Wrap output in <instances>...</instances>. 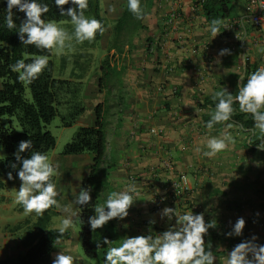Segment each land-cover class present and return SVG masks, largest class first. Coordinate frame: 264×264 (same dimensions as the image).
Returning <instances> with one entry per match:
<instances>
[{
  "label": "crops",
  "instance_id": "crops-1",
  "mask_svg": "<svg viewBox=\"0 0 264 264\" xmlns=\"http://www.w3.org/2000/svg\"><path fill=\"white\" fill-rule=\"evenodd\" d=\"M174 1L150 0L146 11L148 15L140 24L135 25L133 34L129 26L119 36L120 46L115 48L108 43L102 65L108 59L117 80L111 87L104 78L106 72L102 66L101 80L93 88L96 100L93 108L101 105L109 144L100 175L103 181L102 203L109 192L125 190L131 182H136L137 190L141 193L125 220L114 219L117 242L126 235H146L152 220L156 221L151 224L153 234L158 235L162 228L168 227L167 218L162 219L160 215L164 207H176L181 213H204L206 221L215 219L220 230L231 228L239 217L247 221L251 214L257 215L253 208L249 214V208L262 207L264 204V201L259 203L258 198H252L251 201V191L247 188L249 185L233 183L228 177L230 172L225 164L235 156L232 147L236 145L231 143L226 150L211 158L204 155L208 150V139L225 131V127L220 131L205 128L202 120V114L207 110L203 106L204 98L222 88L234 91L239 80L236 79L234 68L227 65V58L233 51L213 61L212 56L206 52L205 48L210 43V53H214L216 48L201 7L196 4L197 0L181 1L183 20L179 25V34L185 37L184 42H178L176 34H171L166 40L165 49L153 52L148 47L150 43L159 42L165 34V19L157 13L158 7L163 8L165 4ZM103 16L107 21L104 13ZM106 29L110 28L106 26ZM145 39L147 44H144ZM124 45L127 50L123 49ZM194 47L197 48L196 52ZM109 54H116L113 61L108 58ZM143 64L145 66L141 68ZM166 66L174 67V71L165 72ZM195 108L200 109V112L197 113ZM233 126L237 127L235 124ZM151 128L162 130L163 133L153 135L150 133ZM114 142L117 144L115 150L112 147ZM165 155L172 157L177 172L186 173L191 181L190 190L178 202L173 201L168 190V178L162 169ZM78 157L66 156L64 164L72 165L82 160ZM91 160L85 163L88 168ZM192 160H200L199 166L205 167L206 171L209 167L211 177L204 176V170L197 172V169H191L192 166L188 168ZM154 170H159L156 178L151 177ZM69 188L71 186L67 184V190H64L66 194H63L64 191L62 193L64 205L69 204ZM157 188L160 189L159 193ZM156 194L166 196L167 201L160 210L152 203V197ZM74 206L78 208L79 205L74 203ZM54 213L62 215L60 210ZM257 216L262 222L264 216ZM47 218L49 220L46 214L26 218L6 204H0V260L24 255L27 246L42 230L50 229ZM11 224H14V230ZM54 226V229L58 227ZM252 229L250 226L249 232L253 236ZM258 241L262 244V240ZM213 250L218 257L227 256V253H223L224 246L216 244Z\"/></svg>",
  "mask_w": 264,
  "mask_h": 264
},
{
  "label": "clouds",
  "instance_id": "clouds-1",
  "mask_svg": "<svg viewBox=\"0 0 264 264\" xmlns=\"http://www.w3.org/2000/svg\"><path fill=\"white\" fill-rule=\"evenodd\" d=\"M6 3L4 21L7 28L19 34L23 45H32L42 53L45 50L49 54L60 53L72 46L70 42L73 39L78 43L92 42L98 33L103 35L107 30L102 20L86 15L89 0H51V4L60 9V16L70 18L72 31L62 22L47 18L50 12L48 0H6ZM65 5L71 7L65 9ZM127 7L137 20L146 19L148 13L145 11L143 0H127ZM14 9L25 13V18L18 27L14 20ZM222 27L224 25L221 19L211 21L209 31L213 39L222 33ZM258 50L264 53V47L258 46ZM230 52V49L222 48L219 55L224 56ZM48 66L47 54L37 55L28 62L21 58L9 65L13 72L18 73L17 80L24 85L32 84ZM243 81L244 76L239 75L238 92L235 95L227 88L212 93L215 108L210 114L211 118L205 122V127L211 130L215 125L224 124L226 129H231L233 124L226 122L232 121L238 111L245 114V119L250 118L254 122V129L258 130L259 134L257 147L264 150V65L251 72L246 83ZM236 104L239 105L238 109ZM195 111L199 113L200 109L195 108ZM233 142L232 135L227 131L211 136L204 155L214 157ZM29 149H32L30 157L24 158L21 153ZM15 157L17 161L22 162L18 171L22 183L15 199L23 206L24 211L43 216L46 210L62 208L67 214L57 229L59 235L54 241L57 246L60 237L68 233L69 229L75 231L76 226L81 223L78 209L60 203L62 192L55 182L59 165L52 162L47 153L35 150L32 139L19 142ZM11 167L15 169L17 165L13 163ZM8 178L14 179L11 172L8 173ZM156 190L157 193L160 192L159 188ZM91 193L90 188H81L78 194L74 192V203L80 206L89 205L92 202ZM140 195L136 182L129 183L125 190L109 192L103 203L95 205V215L88 219L91 229L95 232L114 219L125 220ZM160 215L162 219L167 218L168 227L158 235L153 234L151 224L156 221L152 220L146 235H126L119 239L115 246L107 237L103 238V244L108 245L103 264H216L217 260L222 264H264V244L258 242L259 237L256 235L235 245L226 257H218L213 250L212 240L208 239L206 242L210 229L218 227L215 219L206 221L204 213H181L176 207H164ZM245 227V218L239 217L232 224L231 230L224 235L242 236ZM96 243L97 249H100L101 241L97 240ZM52 264H80V257L62 249L55 255Z\"/></svg>",
  "mask_w": 264,
  "mask_h": 264
},
{
  "label": "trees",
  "instance_id": "trees-1",
  "mask_svg": "<svg viewBox=\"0 0 264 264\" xmlns=\"http://www.w3.org/2000/svg\"><path fill=\"white\" fill-rule=\"evenodd\" d=\"M149 1L143 0L145 11L148 8ZM48 2L50 3V12L47 14L48 19L57 22H70V18L59 15L60 9L51 4V0H48ZM237 3L238 0H197L196 4L200 5L204 20L209 27L213 19H221L224 25L226 21L234 20L240 16L233 15L232 7L236 6ZM6 7V1L0 3V80L2 81L0 89V148L6 152L5 159L0 162V173L8 177V173L11 172L15 179L18 177L19 168L22 166V162L17 161L15 157L19 142L32 139L35 150L49 154L56 146V138L48 130V126L60 114V108L68 105L71 109H74L70 121L64 123L65 126H71L75 123L83 115L85 109L82 107L81 85L78 82L57 79L55 77L54 63L52 61L53 54H49L47 50L42 53L32 45H23L19 39V34L15 30L7 28L4 21ZM68 7H71V5L64 6L65 9ZM13 11L15 13L14 20L18 27L25 18V13L20 12L18 9H14ZM86 15H92L102 20L105 26H107L106 19L101 15V0H89V9L86 11ZM141 21L143 20H137L133 16L126 4L123 14L117 21L118 24L115 28L116 39H114L112 46L115 48L120 46L118 44L119 36L126 28L132 26L129 23L138 25ZM223 28L221 29L222 33L219 35L227 36ZM103 35L98 33L95 40L100 41ZM41 54L49 55L48 68L30 85H24L19 82L17 80L18 73L13 72L9 65L14 64L21 58L28 62L33 57ZM227 59L229 60L227 65L233 67L237 73H235L236 79L239 80V75L244 76L243 83H246L248 75L260 66L259 63L251 62L249 59L243 60L237 52L232 53ZM240 67L243 68L241 72H239ZM102 69L106 72L104 78L107 80L109 71L114 69L108 59L103 62ZM238 86L236 84L234 91H228L235 95L238 92ZM211 97H205L203 102V106L207 109L202 114L204 126L205 122L211 118L210 114L215 108V102ZM235 107L238 109L239 105L236 104ZM94 113L95 119L93 125L91 127H81L72 141L65 146L62 155H92L88 177L83 180L81 186V188L91 189L92 202L85 206L79 205L80 226L82 229L83 249L86 255L97 259L99 264H103V257L108 247L107 244H103V238L107 237L111 240L113 246L118 242L114 230V220L108 222L104 227L97 229L95 232L88 224L89 217L95 215V205L102 203L103 181L100 179V175L102 174L103 163L108 151L106 125L104 118L101 116L100 104L96 105ZM230 122L238 127L240 133L246 135L245 147L254 151L260 150L257 147V143H259L258 130L254 129V122L250 118L245 119V114L237 111ZM224 127V124H218L212 130L220 131ZM31 152L32 149H29L21 153V155L24 158H29ZM13 163L17 165L15 169L11 167ZM9 180L11 182L13 179ZM1 188L2 184L0 183ZM259 190L264 198V183L260 186ZM262 208L264 209V204ZM260 224L261 218L256 214H251L250 218L246 221V227L242 236L227 237L224 233L230 231L231 228H222L220 230L216 228L210 229V236L206 237V242L208 239H211L213 248L216 244H219L224 246L223 253H228L235 245L245 239L252 238L249 232L250 226H258ZM58 235L57 229L42 230V233L27 246V251L24 255L0 260V264H52L53 253L56 248L54 241ZM70 237L71 233L68 231L59 240L62 242ZM97 240H100L102 243L100 249H97Z\"/></svg>",
  "mask_w": 264,
  "mask_h": 264
},
{
  "label": "rangeland",
  "instance_id": "rangeland-1",
  "mask_svg": "<svg viewBox=\"0 0 264 264\" xmlns=\"http://www.w3.org/2000/svg\"><path fill=\"white\" fill-rule=\"evenodd\" d=\"M6 0H0L1 2H5ZM170 3V2H169ZM127 4V0H101V15L107 16V27L110 28L107 30V33L105 32L102 39L100 41L94 40L92 42L85 41L83 43H78L73 39L71 43L70 48H65L60 53L53 54L52 61L54 63V75L57 79H63V80H69L73 82H78L81 85L82 90V107L85 109V112L82 116H80L75 123H73L71 126H65L64 123L70 121L71 114L74 112V109H71L68 105L63 106L60 108V114L51 122V124L48 126V130L51 132V134L56 138V146L54 150H52L48 156L50 160L54 163H58L59 170L58 174L55 177L56 184L58 188L63 193L64 190H67V184L71 186V194L67 191L68 197V205L74 206V197L73 193L76 194L79 193L80 189V183L83 182L84 179L88 177L89 174V168L86 166V161L90 158H92V155L90 154H83L79 155L78 158H82V160L75 162L72 165L64 164V161L66 159V156L62 155L65 146L72 141L76 133L79 131L81 127H91L94 123L95 114H94V101L95 96L93 95V88L97 86V83L101 80V67L103 54L106 53L105 48H107L108 43L110 45L113 44L114 39H116V31L115 28L118 24V18L123 14L124 7ZM169 4H165L163 8L158 7V12L161 14V18H164L165 13L168 10ZM233 15H243L245 11V2L244 0H239L236 6H233ZM114 9V10H110ZM147 11V9H146ZM157 15V14H156ZM90 17H93L92 15H88ZM65 27L68 28L69 31H72L71 22H62ZM132 25L129 30L134 32V29L136 28L135 24L129 23ZM128 35V34H127ZM130 35V34H129ZM148 41L145 39V43L147 44ZM213 45L215 46L214 53L211 52V43L210 45H207L206 52L212 56V61L219 58V51L222 48H228L233 52L239 53L240 57L243 60L249 59L251 62H257L259 65H264L262 63L261 58V52L258 50V47L256 44L251 41L248 50L245 52V54L238 48L237 43L235 42L233 37L229 36H220L218 34L217 37L213 39ZM217 45V46H216ZM124 50H127L126 46L124 45ZM217 53H216V51ZM116 54L111 55L109 54L108 58L113 61ZM217 56V57H216ZM145 64L141 65L140 67H144ZM140 68V69H141ZM146 69V68H145ZM242 67L239 68V71H242ZM115 71L110 70L109 75L107 78V81L110 83L109 85L112 87L116 83V77L114 75ZM2 81L0 80V89H1ZM84 117V118H83ZM65 119V120H63ZM225 131L229 132L232 137L234 145L232 147V150H234L235 156H233L230 160L227 161V164L225 166L229 170V176L230 181L233 183H245L249 185L248 191L251 195V201L252 198L257 199L259 203L264 201V198L259 190L260 186L264 183V151L260 150H246L245 147H243L244 141H245V134H241L238 131V128L233 126L231 129H226ZM224 131V132H225ZM239 136H238V135ZM240 134L244 136L242 139L240 137ZM220 135V134H219ZM215 136V135H214ZM109 145V144H108ZM117 144L114 142L112 144L113 149L115 150V147ZM109 149V146H108ZM113 150V154H114ZM163 153L160 156H162ZM6 157V152L4 149L0 148V162L4 160ZM173 159V158H172ZM79 160V159H78ZM92 161V160H91ZM174 161V159H173ZM191 164H188V168L192 166V170L197 169V172L202 171L204 176H210L211 170L209 167H207L209 170L206 171L203 167H200L199 164L201 163L200 160H192L190 162ZM175 164V163H174ZM176 168V164H175ZM190 180V178H189ZM191 182V181H190ZM0 183L2 184V188L0 189V204H6V206L11 207V209L17 210V213H19L21 216H25L26 218H33L34 216H38L33 213H26L23 209V206L21 204H18L16 202V193L21 185V180L19 177H16L11 182L9 178L5 175H2L0 173ZM63 194H66V191H64ZM154 196V195H153ZM71 198V199H70ZM153 198V197H152ZM5 201V202H3ZM61 205H64V201L62 199L60 200ZM73 209H78L79 215L80 210L79 206L78 208L72 207ZM253 208L257 213H259L261 216H264V209H262L261 206H257L254 208V206L250 207L248 212L249 214L253 211ZM56 210H60L62 215L55 214L54 212ZM158 210V209H157ZM49 216V220L47 219V225L50 227V229H54V225L60 226V222L63 218L67 215L63 212V209H49L46 210L44 213ZM259 226V227H258ZM258 226H251L253 229L251 230L253 235H256L259 237V240H262V244H264V230H261V228L264 227V218L262 219L261 225ZM12 229H15L14 224H11ZM56 227L55 229H58ZM167 228H162L160 230L161 232L165 231ZM71 233V237L65 241L59 242L57 244L55 251L53 253V259L57 253L60 251L65 250L66 252H71V254L79 256L80 257V264H99L97 259L90 258L86 255L84 249H83V238L81 235L82 229L80 226V223L76 226L75 231L69 229ZM262 232V233H261ZM225 257V256H224ZM219 261V260H217ZM219 264H222V262L219 261Z\"/></svg>",
  "mask_w": 264,
  "mask_h": 264
},
{
  "label": "built area",
  "instance_id": "built-area-1",
  "mask_svg": "<svg viewBox=\"0 0 264 264\" xmlns=\"http://www.w3.org/2000/svg\"><path fill=\"white\" fill-rule=\"evenodd\" d=\"M182 0H176L169 4L168 10L164 16L165 34L159 42L150 43L148 47L153 52L165 49L171 34H176L178 42H184L185 37L179 34V25L183 20ZM199 5V4H198ZM200 6V5H199ZM251 28V29H250ZM224 32L229 37H233L238 48L245 54L248 46L253 41L256 46L264 47V0H245V11L243 15L236 17L234 20H228L224 24ZM155 44V45H154ZM194 52L197 48H193ZM262 63L264 64V53L261 54ZM165 72H173L174 67L166 66ZM150 133L161 135L162 130L151 128ZM162 169L168 178L169 192L174 202H178L180 197L190 190V180L186 173H178L174 161L170 156H164L162 160ZM159 170L152 172V178L158 176ZM166 196L156 194L152 198L153 206L160 210L166 203ZM264 230V227L261 228Z\"/></svg>",
  "mask_w": 264,
  "mask_h": 264
}]
</instances>
